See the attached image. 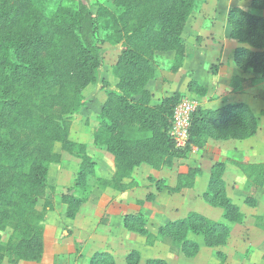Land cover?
I'll list each match as a JSON object with an SVG mask.
<instances>
[{
  "label": "trees",
  "instance_id": "16d2710c",
  "mask_svg": "<svg viewBox=\"0 0 264 264\" xmlns=\"http://www.w3.org/2000/svg\"><path fill=\"white\" fill-rule=\"evenodd\" d=\"M113 5V10L100 8L95 17L86 0H0V264L41 260L44 224L54 210L53 201L46 197L47 191L53 192L48 171L51 165L61 163L60 154L54 151L56 144L80 161L73 193L61 196L67 218L74 219L90 198L89 178L95 179L98 189L125 192L137 187L132 177L143 165L156 171L172 168L193 149L205 148L210 140L242 141L258 130L256 117L245 104L197 107L190 118L187 144L177 148L170 131L173 111L182 95L173 93L154 104L145 86L154 79L159 51L173 53L169 72L175 74L182 68L186 56L182 35L198 1L114 0ZM251 7L263 14L240 12L247 25L245 38L239 40L232 32L230 39L247 42L255 37L264 44V0H252ZM99 28L106 41L120 47L112 68L116 84L105 91L93 132V145L113 163L109 179L99 177L97 162L87 155L86 145L69 139L72 118L85 105L83 92L96 83L102 66L95 40ZM235 53L264 62L262 49L240 48ZM260 81H264V72L260 78H234L230 88L233 93H242ZM231 163L244 174L245 191L252 201L249 195L264 185V162ZM224 170L225 163L210 168L202 194L207 205L222 209L224 222H212L192 212L152 234L145 229L144 215L137 213L124 217L125 229L144 237L147 245L170 239V252L187 258L195 257L201 248L187 239L188 234L201 237L205 248L223 245L230 233L226 222L231 223L239 213L226 194ZM201 175L200 167H189L186 173L176 175L174 186L159 179L154 181L155 188L178 194L193 188ZM154 200L149 194L138 204ZM8 230L3 242L2 235ZM132 255L138 264V254ZM145 264L166 263L148 260Z\"/></svg>",
  "mask_w": 264,
  "mask_h": 264
},
{
  "label": "rangeland",
  "instance_id": "374dc122",
  "mask_svg": "<svg viewBox=\"0 0 264 264\" xmlns=\"http://www.w3.org/2000/svg\"><path fill=\"white\" fill-rule=\"evenodd\" d=\"M86 1L95 17L102 7L114 9V0ZM197 1V9L188 18L182 35L186 48L182 68L175 74L169 72L174 58L173 53L169 51L157 52L155 54L154 79L149 81L145 88L152 93L154 104H158L160 100L173 93L181 94L182 101H189L195 103L197 107L209 109L243 102L242 104H245L256 117L258 130L254 136L242 141L210 140L205 148L193 149L185 159L176 161L172 168L156 171L143 165L135 170L132 180L137 184L135 190L137 197L142 195L145 197L149 192H154L157 195V205L153 207L152 213L161 210L162 205H165L168 210L161 219L154 220L153 216L146 219L145 229L147 231H153L159 224L183 219L190 212L199 213L212 222H224L222 209L210 208L201 199V196L207 188L210 168L216 163H225L223 174L225 191L232 203L237 206L238 217L233 218L231 223L226 222L230 227V233L223 245L212 247V250L204 248L201 237L188 234L187 239L200 245L201 252L196 256L211 259L215 255L216 264H230L231 261L234 264H249L251 261L257 262L264 257V185L256 192L252 190L253 194L249 196L254 199L252 201L250 199L249 202L248 193L245 191L246 178L231 162H264V115H262L264 112V81H260L253 87H248L242 93H233V96L224 97V101L218 100L223 95L224 87L216 86L220 83L228 84L229 79L235 75L247 79L250 77L260 78V75L263 74L264 62H253L246 56L235 53V50L240 48L252 51L264 50V44L259 38L252 37L247 42L239 41L245 38L247 31L246 22L240 12L255 16H261L263 13L251 7L252 0ZM232 32L237 35L239 40L230 39ZM95 40L100 48L102 66L98 71L96 83L84 90L85 105L73 116L70 129L71 140L87 144L90 139L89 146L91 147H94L91 133L94 125L96 126L98 123L105 91L113 89L116 84V80L112 76V68L120 53L119 46H114L106 41L101 28L98 29ZM192 83L195 84L190 87L189 85ZM198 86L202 89H199ZM225 90H228V87H225ZM220 132L224 133L225 131L221 128ZM54 151L61 156L63 154L64 160L60 165L49 167V187L52 188L54 184L61 182L64 184V188L68 187L67 191L73 190L74 177L77 173L76 164L79 163L66 157L61 151L60 144H56ZM87 155L96 160L99 166L104 168V173H107V166L112 161L103 150L93 148V150H87ZM196 166L202 169V175L196 179L193 188L183 190L178 194L168 193L166 190H156L155 180L163 179L166 184L173 186L178 173H186L189 167ZM59 169H61L60 172ZM61 171L66 173L62 174ZM60 178L62 181H59ZM88 183L94 188L95 179L89 178ZM50 193H52L51 190L47 191L48 195ZM40 206L41 202L38 204L39 209ZM145 208L151 209L148 203ZM256 217H261V220L257 221ZM9 234V230L3 233V242H6ZM167 241L170 244V239ZM217 253L223 256L218 257Z\"/></svg>",
  "mask_w": 264,
  "mask_h": 264
},
{
  "label": "crops",
  "instance_id": "0c3cea01",
  "mask_svg": "<svg viewBox=\"0 0 264 264\" xmlns=\"http://www.w3.org/2000/svg\"><path fill=\"white\" fill-rule=\"evenodd\" d=\"M234 78L240 77L235 75L229 80L232 81ZM230 81H228V84L220 83L216 86L224 87L222 90L223 95L218 100L224 101V97L234 95L229 86ZM225 87H228V90H225ZM95 127L94 125L91 133L92 145ZM69 139L71 140L70 134ZM87 142V144L83 142L76 143L85 144L87 153V150L95 148L94 145V147L89 146L91 144L90 139ZM64 154L66 157L80 163L79 160L70 157L66 153ZM88 156L91 157L90 155ZM63 160L64 156L62 154L61 162ZM77 165L79 164H76L78 170ZM97 166L99 169L97 174L103 179H109L114 173L113 163H109L107 166L106 174L104 173V168L99 166L98 162ZM61 172L62 174L66 173L65 171ZM62 174L61 177H63ZM48 175H50L49 171ZM59 181H62V178ZM125 182H129V180ZM63 185L61 182H57L52 187L53 192L50 195L46 194V197L53 201L54 210L47 215L44 224L43 254L41 260L36 263L21 261L17 264H136L137 259L132 255L133 253L138 254V264H145L148 260H161L166 264H190V262L191 264H216L215 255L211 259H204L199 256L187 258L180 253L173 254L170 252V244L167 238L163 241L155 242L153 245H147L144 237L125 229L123 220L127 215L142 213L146 219L153 216L152 218L156 220L161 219V217L167 214L168 210L162 204L161 210L154 211V214L152 213V209L157 205L158 200L154 192H149L145 197L143 195L137 197L135 194L137 187L125 192H117L111 189L101 190L94 187L91 188L89 200L80 207L75 218L68 219L66 216L67 207L61 202V196L66 193L68 187L64 188ZM68 191L73 193V190ZM149 194L154 195L155 200L149 204L151 209H146L147 204L139 205L138 202L144 201ZM162 225L159 224L156 229L148 232L156 234L157 228ZM206 249L212 250L211 248ZM4 264L9 263L5 261ZM230 264L234 263L231 261ZM249 264H264V257L257 262L251 261Z\"/></svg>",
  "mask_w": 264,
  "mask_h": 264
},
{
  "label": "built area",
  "instance_id": "2783aa9c",
  "mask_svg": "<svg viewBox=\"0 0 264 264\" xmlns=\"http://www.w3.org/2000/svg\"><path fill=\"white\" fill-rule=\"evenodd\" d=\"M195 103L180 101L174 108L170 135L177 148H184L188 141L191 115L196 110Z\"/></svg>",
  "mask_w": 264,
  "mask_h": 264
}]
</instances>
